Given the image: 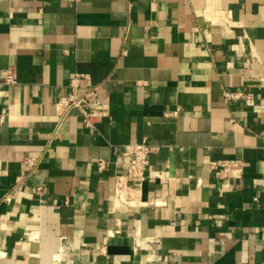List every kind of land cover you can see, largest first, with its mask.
I'll use <instances>...</instances> for the list:
<instances>
[{
    "label": "crops",
    "instance_id": "crops-1",
    "mask_svg": "<svg viewBox=\"0 0 264 264\" xmlns=\"http://www.w3.org/2000/svg\"><path fill=\"white\" fill-rule=\"evenodd\" d=\"M75 73L110 104L95 128L60 123ZM3 108L0 264H264V0H0ZM144 138L146 179L118 200ZM231 158L243 177H217Z\"/></svg>",
    "mask_w": 264,
    "mask_h": 264
},
{
    "label": "built area",
    "instance_id": "built-area-1",
    "mask_svg": "<svg viewBox=\"0 0 264 264\" xmlns=\"http://www.w3.org/2000/svg\"><path fill=\"white\" fill-rule=\"evenodd\" d=\"M83 74L75 73L70 82L71 91L61 95L56 101V106L60 111V123L73 111L78 110L82 116L83 125L89 128H95L96 124L103 118L110 116L111 109L108 102L99 99L97 92L99 84H94L85 90L80 89V81ZM17 81L16 73L13 69L9 70L4 78L6 84H14ZM224 98L228 102L240 101L245 98H252L253 92L244 89H224ZM7 108H3L0 112V121L5 120ZM60 123L58 127L60 126ZM56 128V131L58 129ZM55 131V132H56ZM157 149L149 139L144 138L140 142L129 143L125 145L122 153L123 164L126 168L124 176L119 177L116 187V197L118 200L125 198V186L131 184H139L146 179V171L150 163V154ZM44 151L37 155L25 156L22 163L27 168V173L21 175L16 185H19L27 175L36 173L43 160ZM106 160L98 159V164L103 167ZM245 160L242 158L220 159L211 162V168L219 178H242L244 174ZM39 189L42 186L38 187ZM11 192L5 196V200L11 199Z\"/></svg>",
    "mask_w": 264,
    "mask_h": 264
}]
</instances>
